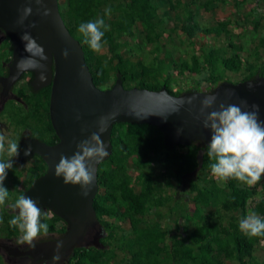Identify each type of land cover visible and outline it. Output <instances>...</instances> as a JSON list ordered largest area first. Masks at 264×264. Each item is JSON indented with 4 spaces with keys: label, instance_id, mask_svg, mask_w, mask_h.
Returning a JSON list of instances; mask_svg holds the SVG:
<instances>
[{
    "label": "trees",
    "instance_id": "obj_1",
    "mask_svg": "<svg viewBox=\"0 0 264 264\" xmlns=\"http://www.w3.org/2000/svg\"><path fill=\"white\" fill-rule=\"evenodd\" d=\"M223 1L205 0V8L210 10L212 3ZM244 1L236 0L237 6ZM160 2L64 0L65 8H62V0H59L65 23L82 43L98 87L109 88L121 77L127 88L158 90L165 85L171 93L179 95L196 89H174L176 77L173 71L176 69L179 75L198 74L202 83H209L211 88L223 81L233 82L227 76L228 71L244 72L239 81L264 75V61L257 63L245 57L243 45L234 40L231 20H217L203 26L196 18L191 0H164L176 12L172 32L180 30L190 40L196 39L199 33L216 39L224 34L225 42L194 51L190 59L169 60L170 51L165 55L162 53L167 44L168 23ZM106 7L111 10L108 15H105ZM250 12L235 20L236 24H246L248 14H254V27L258 29L260 19L264 17V0H256ZM97 16L103 17L110 27L105 32L107 44L101 51L94 52L77 31V25ZM136 30L143 35L144 43L152 45L151 61L136 58L143 43L132 40ZM6 36L0 46V73L4 76L9 74L4 63L12 61L13 53V44ZM260 42L264 46V36ZM6 44L9 49H4ZM27 74L25 72L14 86L21 102L7 101L1 114L9 124L19 127V134L13 138L18 143L22 129L27 128L30 136L55 144L59 136L51 120V85L35 89L31 84V72L26 84L17 87ZM197 83L201 85V81ZM111 140L113 152L99 165V191L94 200L98 220L106 235L99 239L100 246L76 248L69 264H264V256L262 259L255 256L264 236L249 237L238 228L239 219L246 214L255 212L264 217V177L252 186L234 179L219 182L210 171L211 161L206 155L208 141L166 145L163 131L149 123H115ZM36 156L29 166L13 161V167L7 170L4 185L10 191L8 199L12 203L35 178L47 171L44 159ZM0 159H10L5 149H0ZM257 195L258 200L251 205L250 201ZM189 200L213 209L196 218L188 210ZM7 204L5 202L0 210V235L4 231L6 235L17 236L21 232L9 225L8 221L15 213ZM42 211L48 229H55L60 217ZM149 214L154 215L150 217ZM186 216L189 223L182 224L178 218L186 219ZM171 218L175 220L177 231L162 223ZM191 219H194L193 224ZM180 227L183 231H179ZM0 264H5L1 254Z\"/></svg>",
    "mask_w": 264,
    "mask_h": 264
},
{
    "label": "water",
    "instance_id": "obj_2",
    "mask_svg": "<svg viewBox=\"0 0 264 264\" xmlns=\"http://www.w3.org/2000/svg\"><path fill=\"white\" fill-rule=\"evenodd\" d=\"M42 3L51 10L47 16L41 14L42 9L37 11L40 5L36 0H0V28L13 44L9 74L1 81L7 90L23 73L32 71L34 77L31 84L35 89L51 84L50 113L59 141L48 144L37 137L23 135L19 153L13 161L22 165L27 158L38 154L46 162L47 171L35 178L23 194L36 200L41 209L47 207L67 221L69 228L66 236L57 242L60 246L58 251L65 243L70 247L76 246L86 226L98 221L94 206L99 191L98 168L113 152L111 137L115 123L156 125L163 131L166 145L190 144L196 140L209 142L211 131L203 127L202 121L210 109L202 113L200 104L205 92L216 95V106L221 102L240 105L242 99L248 102L247 110H251L252 104H258L259 118L264 120V75L239 82L223 81L212 91L191 90L179 95L171 93L165 85L158 90L137 86L127 88L121 77L109 88L98 87L82 43L71 34L65 23L59 0H42ZM25 5H30L33 12L21 25L17 23L19 10ZM33 23L35 27H30ZM24 31H29L43 47L47 59L40 61L42 69L17 68L21 57L29 55L21 39ZM65 48L69 50L67 59L61 55ZM41 71L46 76L43 81L40 79ZM189 98H192L191 103L179 104L180 100L187 101ZM176 108L178 111L173 112ZM101 116L107 117V129L100 137L107 146L108 156L98 162H90L94 179L88 187V195L83 196L79 185L65 184L62 178L55 176V165L61 154L70 156L76 151L79 141L97 131V121ZM29 146L31 152L25 156L24 150Z\"/></svg>",
    "mask_w": 264,
    "mask_h": 264
},
{
    "label": "clouds",
    "instance_id": "obj_3",
    "mask_svg": "<svg viewBox=\"0 0 264 264\" xmlns=\"http://www.w3.org/2000/svg\"><path fill=\"white\" fill-rule=\"evenodd\" d=\"M40 5L38 12L44 16L49 15L50 9L36 0ZM20 15L17 23L23 25L24 21L32 14L30 5H25L19 10ZM110 8H105V15L110 13ZM30 27H35L33 23ZM109 25L103 17L97 16L95 19L80 22L77 31L82 34L84 42L94 51L99 52L107 44L105 32L109 30ZM24 42V50L29 55L21 57L17 62L18 70L31 67L42 69L40 61L46 60L43 47L39 45L29 31H24L21 35ZM61 55L67 59L69 50L61 51ZM39 59H36V58ZM43 81L46 76L43 71L40 73ZM191 103L192 98L187 101L180 100L179 104ZM201 112L209 110L204 120L203 127L210 129L211 139L206 145V155L211 161L209 167L211 174L221 180L234 179L243 185L252 186L261 181L264 177V120L259 118V105L252 104L251 110L247 100H241L240 105L219 103L217 97L212 93H204V98L200 101ZM178 108L173 109V112ZM164 115V114H161ZM79 119V116H77ZM98 129L91 135L76 144V151L70 156L60 155L58 163L55 165L54 174L57 178H62L65 184L79 185L82 195H88V187L94 179L91 167L92 161H100L108 156L107 146L101 140L100 134L107 129V117L101 116L97 121ZM0 149H5L10 159H0V205L9 198V190L4 185L7 170L13 167L12 158L17 156L20 145L15 139H9L4 143V138L0 136ZM31 146L24 150V155L28 156ZM9 207L14 211L8 223L15 226L22 233V240L25 243L32 242L39 236L48 232L49 225L45 222L44 213L37 206V201L21 193L15 197ZM239 230L246 236H264V217L255 212L244 215L238 221ZM57 250L54 251L51 261L58 264L61 257Z\"/></svg>",
    "mask_w": 264,
    "mask_h": 264
},
{
    "label": "rangeland",
    "instance_id": "obj_4",
    "mask_svg": "<svg viewBox=\"0 0 264 264\" xmlns=\"http://www.w3.org/2000/svg\"><path fill=\"white\" fill-rule=\"evenodd\" d=\"M193 2L192 9L195 10L196 12V18L197 20L203 25V26H209L211 24H214L217 20H226L230 19L232 24L230 25L232 31H233V37L234 40L238 43H241L244 47V55L245 57H248L251 61H255L257 63L264 61V46L261 45V37L264 36V17L260 19L261 23L258 26V29H255L254 27V14H248L249 20L247 21L246 24H243L242 26H239L236 24L237 19L239 17H242L243 14L251 13L250 8L253 7L256 3V0H246L243 2V4H240L237 6L236 0H224L223 2H214L210 5V10L205 8V0H191ZM64 0H62V8H65V3H63ZM161 12L167 19V35H166V41L167 44L164 46L162 53L169 52L171 56L168 58L169 60H177L181 61V59H190V55L194 52L197 51L198 48L197 46H193L192 43H190V39L180 30L174 31L173 30V25H174V18H175V11H173L169 5L164 3V0H161ZM178 11V10H177ZM1 36V35H0ZM207 45H222V41L224 40L223 37L220 38H214V37H209L207 38ZM133 41H142L143 43L140 44V49L136 52V58H144L147 61H151L153 58V54L151 53V44H146L144 43V37L143 35L136 30V35L132 37ZM229 50L232 51L230 48ZM256 50L258 52H256ZM106 53V52H105ZM125 54L127 52H124ZM257 53V54H256ZM109 67H112L109 65ZM173 75L176 77V80L174 82V89H178L180 87L186 88V87H193L196 90H210L212 91L213 88H210L209 83H202L201 77L198 74H191L186 72L184 75H179L177 72V69L173 71ZM227 76L233 80V82H236L242 79L244 76V72H231L228 71ZM28 79V75H26L22 81L17 83V87H20L21 85H24L26 83V80ZM201 81V85L198 84L197 82ZM13 86V85H12ZM1 105V101H0ZM8 122L6 121L5 118L0 116V136L4 138V143H6L9 139H13L14 137H17L19 134V127H15L14 125L7 124ZM24 129H22L23 131ZM35 161V159H34ZM34 161L30 160L27 161L25 164L29 166L30 164L34 163ZM130 165H132V162H130ZM206 173H203V176H205ZM219 182H222L221 179L218 177H215ZM158 179V177H157ZM160 180V179H158ZM175 183L177 182L176 179L173 180ZM259 195H257L255 198H253L250 201V204L253 205L257 200H258ZM8 206L12 203L11 199H7L5 201ZM3 204L0 205V210L2 208ZM199 207V208H198ZM213 207L209 208H204L202 206L197 205L193 200H189L188 203V210L196 218H199L201 214L205 211H210L212 210ZM165 210V209H164ZM49 213V211H47ZM155 214V213H154ZM154 214H149L148 216L152 217ZM259 215V214H258ZM260 216V215H259ZM175 215L173 216V218ZM168 220L167 222L162 221V223L168 224V227L172 229L173 231H177V226L175 224V220ZM155 219V217H154ZM178 220L182 224H186L187 221V216L186 219L179 217ZM190 222L193 224L194 219L190 220ZM124 227L127 228V225L123 223ZM183 231V228L180 227L179 231ZM5 232L2 231V235ZM106 233L103 232V236L105 237ZM261 246L258 247L257 251L255 252V256L258 259H262L264 256V250H263V245L264 241L261 242ZM113 264H117L114 262ZM226 264H232V263H226Z\"/></svg>",
    "mask_w": 264,
    "mask_h": 264
},
{
    "label": "flooded vegetation",
    "instance_id": "obj_5",
    "mask_svg": "<svg viewBox=\"0 0 264 264\" xmlns=\"http://www.w3.org/2000/svg\"><path fill=\"white\" fill-rule=\"evenodd\" d=\"M0 35H1L0 36V46H1V44L7 39L6 38L7 34L3 29L0 28ZM9 48L10 46H8V44H6L4 47V49H9ZM11 62L7 64L5 62L4 64L9 68V65L11 64ZM27 72H28L27 74L28 79L31 77L32 74L34 77V73L32 71H27ZM31 72L32 74H30ZM3 77H5L4 74L0 73V101H1L0 116L2 117L3 115L1 114V111L5 107V103L7 101L14 99L16 101L21 102L19 96L17 95V92L15 91L14 86L16 82L13 84V86H11L10 89L4 90L5 88L1 81V78ZM210 88L211 87H209V89ZM22 132H23V135L30 136L29 129L25 128ZM19 143H20V140H19ZM36 155L37 154H34L31 157L27 158L23 162V164L30 160L32 161H34V159L36 160L37 159ZM42 210H44L46 213L47 211H49V213L52 212L47 207H43ZM68 228H69V225L67 221H65L63 218L60 217V219L57 220L55 229L53 230L48 229L47 233L39 235L32 242V244L23 242L22 233L18 234L17 236H9V235H6V233H4L3 235L1 234L0 235V254L3 257L5 264H54V262L51 261V257L53 256L54 251L57 250V242L62 240L66 236ZM103 232H104V229L101 223L99 222V220L95 222L94 224H90V225L88 224L79 242L76 244V246L70 247L68 246V243H65L61 247L60 251H58V255L61 257L58 264H69L73 254L75 253L76 248L89 247L91 245L100 246L101 244H100L99 239L104 238Z\"/></svg>",
    "mask_w": 264,
    "mask_h": 264
},
{
    "label": "crops",
    "instance_id": "obj_6",
    "mask_svg": "<svg viewBox=\"0 0 264 264\" xmlns=\"http://www.w3.org/2000/svg\"><path fill=\"white\" fill-rule=\"evenodd\" d=\"M198 36H197V38L196 39H191L190 40V43H192L193 44V46H197V48H198V52H200V49L201 48H203V47H205V46H210V45H207V41H208V39L207 38H209V37H207L206 35H204V34H202V33H199V34H197ZM233 35V34H232ZM221 37H223L224 38V40L222 41V43L224 44V42H225V35L223 34ZM216 45H218V44H216ZM219 46V45H218Z\"/></svg>",
    "mask_w": 264,
    "mask_h": 264
},
{
    "label": "bare ground",
    "instance_id": "obj_7",
    "mask_svg": "<svg viewBox=\"0 0 264 264\" xmlns=\"http://www.w3.org/2000/svg\"><path fill=\"white\" fill-rule=\"evenodd\" d=\"M5 90V89H4ZM21 140V139H20Z\"/></svg>",
    "mask_w": 264,
    "mask_h": 264
}]
</instances>
